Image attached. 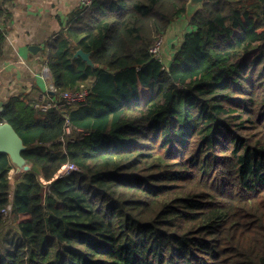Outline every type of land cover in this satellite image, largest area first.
<instances>
[{"label": "trees", "instance_id": "16d2710c", "mask_svg": "<svg viewBox=\"0 0 264 264\" xmlns=\"http://www.w3.org/2000/svg\"><path fill=\"white\" fill-rule=\"evenodd\" d=\"M188 3L93 0L48 44L56 100L89 95L0 113L31 169L13 188L0 153V230L17 229L0 264H264V0Z\"/></svg>", "mask_w": 264, "mask_h": 264}, {"label": "crops", "instance_id": "0c3cea01", "mask_svg": "<svg viewBox=\"0 0 264 264\" xmlns=\"http://www.w3.org/2000/svg\"><path fill=\"white\" fill-rule=\"evenodd\" d=\"M80 9L81 0H0V113L14 99L36 106L58 98L44 54ZM180 22L190 31L184 18L174 26Z\"/></svg>", "mask_w": 264, "mask_h": 264}, {"label": "water", "instance_id": "95a60500", "mask_svg": "<svg viewBox=\"0 0 264 264\" xmlns=\"http://www.w3.org/2000/svg\"><path fill=\"white\" fill-rule=\"evenodd\" d=\"M205 0H189L188 12L194 14L201 9ZM75 57H81L89 65L93 66L91 54L78 50ZM52 77V75H51ZM26 149L23 140L9 123H0V153L7 154L12 164L20 171L30 170V164L23 158L22 152Z\"/></svg>", "mask_w": 264, "mask_h": 264}, {"label": "built area", "instance_id": "2783aa9c", "mask_svg": "<svg viewBox=\"0 0 264 264\" xmlns=\"http://www.w3.org/2000/svg\"><path fill=\"white\" fill-rule=\"evenodd\" d=\"M93 0H81V8H88L92 5ZM162 38H159L156 44L151 48V53L154 55L155 58L159 59L161 55L159 52H161L162 47ZM160 60V59H159ZM48 70V69H47ZM56 92V89L54 88L53 93ZM89 95V91L85 88H82V90L79 91H67L60 94V99H52L49 103H38L35 107L37 109H40L43 112H47L50 109H63L66 105H72V104H81L84 103ZM77 167L73 164H67L65 165L57 174V178H63L70 174L73 171H77ZM13 171V170H12ZM12 171L10 174V178L12 175ZM12 180V179H11ZM10 207L8 208V211H10Z\"/></svg>", "mask_w": 264, "mask_h": 264}, {"label": "rangeland", "instance_id": "374dc122", "mask_svg": "<svg viewBox=\"0 0 264 264\" xmlns=\"http://www.w3.org/2000/svg\"><path fill=\"white\" fill-rule=\"evenodd\" d=\"M175 23L172 24V26L168 30L167 34L164 37H161L162 38L161 39L162 40V47H161V52H159V54L161 55V57L159 58L160 61H163V59H166L167 56H165L166 55L165 51L169 52L171 50V48L173 47L172 45H175V44H178L179 42H181L183 37H184V35L187 34V32H188V29H186V27H185L186 25L184 24L185 22L184 23L180 22L178 25L174 26ZM187 25H188V23H187ZM252 56H251V58H252ZM30 170H28V171H23V170L20 171L17 168L13 169L12 175H11L12 187L14 188L16 180L18 179L17 175H19V174H21L23 172H29ZM16 231H17V229H16L15 222L12 219H8L6 224L0 230V239H1L2 242H4L5 246L9 247V246H11L13 241H15V239H16Z\"/></svg>", "mask_w": 264, "mask_h": 264}]
</instances>
